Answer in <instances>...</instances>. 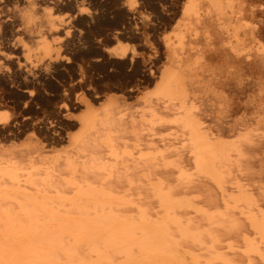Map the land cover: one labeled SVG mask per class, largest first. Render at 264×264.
<instances>
[{"label":"bare ground","instance_id":"bare-ground-1","mask_svg":"<svg viewBox=\"0 0 264 264\" xmlns=\"http://www.w3.org/2000/svg\"><path fill=\"white\" fill-rule=\"evenodd\" d=\"M81 1L0 0V105L27 113L57 97L65 115L82 111L60 152L0 146V264H264V39L253 0L175 2L182 23L162 43L152 89L135 107L132 90L98 109L99 93L80 81L138 52L76 40L49 10L75 8L83 33L113 17L115 34L138 11L131 0ZM10 130L0 116V133Z\"/></svg>","mask_w":264,"mask_h":264},{"label":"rangeland","instance_id":"rangeland-1","mask_svg":"<svg viewBox=\"0 0 264 264\" xmlns=\"http://www.w3.org/2000/svg\"><path fill=\"white\" fill-rule=\"evenodd\" d=\"M108 1L109 0L107 1L103 0V3H105L104 5L106 8L108 7ZM139 1L140 0H137L135 3L132 0L130 1L132 2L133 5H135L134 6L135 13L136 11H138L135 15V18H137V20L134 19V21L131 22L132 24H129L127 26L124 25L125 29L124 31H122V33H119L120 35L115 34L114 32L116 29L120 28V24L117 23L113 17L109 19L106 18L103 21V24L101 25L102 28L100 27V30L98 28L92 30L90 33L87 31L86 32L84 31L83 33V30L79 29L80 26H78L75 23V21H73L71 16L72 13L75 11V8H73L74 11H72L70 7H66L65 5H58L49 10L50 14L52 13L51 14L52 17L56 18L58 21L64 23L67 26L66 29L69 31L70 36L76 40L79 39L78 37L89 35V37L92 36L91 38L94 39L97 38L96 40H98V42L100 43L99 45L101 47H113V46L121 45V46H125L128 52H131L132 50H136V52H138L136 57L137 60L135 59L134 60L135 62L133 61L132 63L128 64L125 67L116 64H115L116 66L112 65V66L103 67L100 65L101 63H98L94 68L90 69L88 72V75H90L91 77L94 75L92 77L93 81L92 82L88 81L87 83L80 81V84L82 83L81 84L82 88L80 89L89 88L90 90H92V93L94 95L98 93L100 94V95L98 94L99 99L96 100V102L95 101H92L93 103L91 102L95 109L100 108L110 96H124L125 98H127L128 97L127 92L132 90L135 93L129 96L128 99H126L127 100L126 102L128 103L129 107H135L136 105H138V103L141 100V97L146 92H149L153 87L152 84L147 85L146 80L152 73L155 72L157 66H160L159 59L166 56V50L164 49L162 43L164 42V40H166V38H170V37L174 38V34L176 33V31H178L177 29H179V26L182 23L183 17L181 16V13L178 12L175 13V11L171 9V6L175 5L176 3H177L176 5H178L180 8L181 4L183 3L181 0H177V1L163 0L165 3H161L163 2L161 0H159L160 2L157 1L156 3H154V1H147V0H141V2ZM147 4H149L150 7ZM167 4H169V6ZM252 4L256 7L257 13L256 16L253 17V20L250 21L253 25L255 23L256 27L258 25H260V27L262 26L261 29L257 27L258 29H260L258 36L261 39H264L263 38L264 14H261L262 13L261 11L262 10L264 11V0H253ZM91 5L94 8V4L92 1L88 2L85 0L78 2L76 4V7L87 8V9L91 8L92 10L93 8ZM157 5L160 7L157 8ZM59 6L62 7L59 8ZM138 6L139 7L141 6V8L139 9ZM158 9H160L161 11ZM156 14H158L159 17H156L158 16ZM160 17L163 18L161 19ZM115 23L117 25H115ZM74 25L76 26V29ZM70 26L71 27L74 26V27L71 28ZM116 26L118 27L116 28ZM148 26L150 27L153 26V27L151 29ZM69 29L70 30L72 29V31H70ZM108 31L111 33H109ZM131 31L132 33L134 32L135 34L134 33L132 34ZM135 36L137 37L141 36L139 37V39H137L139 40V42L136 41ZM140 45L141 47H139ZM129 48L130 49L132 48V50H130ZM140 52L142 53V55H140L141 54ZM74 77H77V75L75 74ZM119 86H122L124 88V90H121L122 92H120V90L119 91L117 90ZM134 94H136L137 96H135ZM56 102H58V98L53 97L49 102L38 104L39 106L37 105V107L36 106L35 108L33 107L27 113H21L19 108H17L15 105L11 103L8 104L9 102L5 103L4 105H0V116L4 120H6V122L11 126L10 131H7L6 133L5 132L0 133V146H4L5 148L8 147L11 148L17 146L19 148L21 147L22 144L32 141L33 143L39 142L42 146L47 148V151H50L51 153H56L64 150L67 147V142L62 139H66L69 135L75 133L76 127L72 126L71 123L75 119H77L78 115H80L82 111H80V109L78 108L75 109L72 108L73 109V110L71 109L72 113L70 115H65V113L60 112L56 109L57 106L55 105H58V103Z\"/></svg>","mask_w":264,"mask_h":264}]
</instances>
